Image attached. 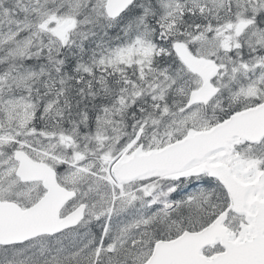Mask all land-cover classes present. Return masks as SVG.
<instances>
[{
    "label": "snow or ice",
    "instance_id": "6c2138e0",
    "mask_svg": "<svg viewBox=\"0 0 264 264\" xmlns=\"http://www.w3.org/2000/svg\"><path fill=\"white\" fill-rule=\"evenodd\" d=\"M0 264H264V0H0Z\"/></svg>",
    "mask_w": 264,
    "mask_h": 264
}]
</instances>
